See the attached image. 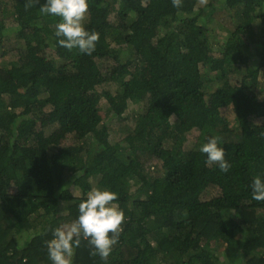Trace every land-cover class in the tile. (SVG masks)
<instances>
[{"label":"trees","instance_id":"1","mask_svg":"<svg viewBox=\"0 0 264 264\" xmlns=\"http://www.w3.org/2000/svg\"><path fill=\"white\" fill-rule=\"evenodd\" d=\"M43 3L0 0V60L17 58L0 62V264H52L46 241L93 188L125 219L107 261L82 236L72 264H264V0H88L90 55L58 43ZM129 103L144 111L112 143L101 110ZM209 136L227 172L199 151Z\"/></svg>","mask_w":264,"mask_h":264},{"label":"clouds","instance_id":"2","mask_svg":"<svg viewBox=\"0 0 264 264\" xmlns=\"http://www.w3.org/2000/svg\"><path fill=\"white\" fill-rule=\"evenodd\" d=\"M180 4L181 0H173L175 7ZM88 7V0H44L40 11L61 18L55 35L62 47L75 48L82 54L90 55L95 49L98 34L89 31L82 23ZM199 151L206 154L207 162L216 163L220 171L229 170L230 164L225 159V150L218 137L209 136L207 142L200 145ZM251 196L254 200L264 201V177H254ZM117 198V193L108 189L93 188L87 193L86 199L78 205L76 219L71 224L55 228L52 238L46 241L52 264H72L75 248L82 236L88 238L94 254L107 261L125 219L123 210L113 203Z\"/></svg>","mask_w":264,"mask_h":264},{"label":"rangeland","instance_id":"3","mask_svg":"<svg viewBox=\"0 0 264 264\" xmlns=\"http://www.w3.org/2000/svg\"><path fill=\"white\" fill-rule=\"evenodd\" d=\"M211 26L213 28H216V30L219 31V32L224 31V29L228 30L227 26L223 22H221V20H219L217 18H215L214 20L213 19L211 20ZM214 50L216 52L217 48L215 47ZM215 52H214V54L216 56L220 55L219 53H215ZM16 59L17 58L15 56H13L12 54H9L5 58L0 60V62L3 65H5V64L10 65L13 62H15ZM204 71H208V70H204ZM208 76L213 77V73L212 72L209 73ZM233 80L235 81L236 77H234ZM258 81H260L261 88L264 89V70L261 71L260 74L258 75ZM262 96L264 97V92H263ZM103 103H104V101H103ZM103 103L101 104V106L103 105ZM142 106L143 105H141V104L136 105V104L129 103L125 114L121 118H116V119L115 118H110V119L107 118L106 119L107 106L106 105L103 106V108L101 110V115H102V117L104 119L103 120L104 123H106V124L109 123V129H110V138H109V140L112 143L121 142L123 137L128 133V129L132 125V121H133L131 119L132 116L135 115V114H138L139 112H141V114L143 113L144 109H142L143 108ZM225 115L227 116L229 121H231V122L233 121L234 115L231 112H227V113H225ZM108 121H110V122H108ZM262 122H264L263 119H256V118L250 119V124H260ZM55 129H57V127L56 126H52L51 129H49L48 133L53 132ZM201 138H202V134H200V131L191 130V131L187 132L186 137H185L184 147H186V148L190 147L191 145H193V143L195 141H198V139L200 140ZM72 141H73V137L68 136L66 138V142L67 143H70ZM153 164H154V160L151 159L150 161H147L146 166L147 167H154ZM132 190H134V188ZM77 194H79V193L77 192ZM215 196H216L215 190L213 188H208L203 193V196L201 198H202V200H205V199L213 198Z\"/></svg>","mask_w":264,"mask_h":264}]
</instances>
